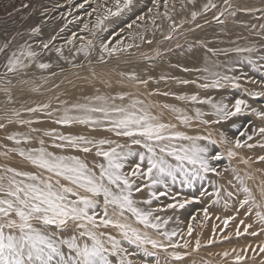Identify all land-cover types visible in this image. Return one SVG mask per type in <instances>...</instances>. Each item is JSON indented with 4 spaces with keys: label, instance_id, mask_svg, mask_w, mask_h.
Returning <instances> with one entry per match:
<instances>
[{
    "label": "bare ground",
    "instance_id": "6f19581e",
    "mask_svg": "<svg viewBox=\"0 0 264 264\" xmlns=\"http://www.w3.org/2000/svg\"><path fill=\"white\" fill-rule=\"evenodd\" d=\"M175 3L180 13V17L178 15L176 18L184 29L167 37L173 30L166 21L156 28L150 24L140 27L136 23L126 31V41L122 45L107 43L104 32L108 19L104 13L99 14L93 31L99 30L100 36L90 38V45L80 46L78 52L72 55L71 65L79 63L77 59L81 54L88 56L79 67L61 69L66 67L60 60L62 46L42 47L40 54L32 49L34 47L26 49L27 53L36 54L30 56L22 65V68L30 65L31 70L20 71L15 78L0 80V125H3L0 127V176L5 178V184L14 175V172L9 170L31 173L40 171L26 157L20 155L21 150L27 153L40 148V140L44 141L43 147L57 155L79 156L89 165L105 163L102 157L95 155L96 148H93L91 153H83L75 148L55 147V144L65 143L55 139L57 135H83L96 140L110 139L128 146L134 154L124 161L126 172L139 161L140 152L147 155L146 149L141 145L131 143L132 138L117 136L104 127L55 122L63 116L65 110H70V115H83V112L74 109L75 105H85L89 108L115 105L131 109L135 104L136 110L143 108L159 122L175 126L168 131L201 137L202 139L196 143L209 149L207 138L211 131L206 123L221 118L216 114L217 108L213 105L222 107L228 99L223 91H217L221 87L212 89V86L205 88L201 85L213 84L221 72L225 71L226 66L240 61L250 63L249 61L252 62L255 56L262 53L257 43L264 37V0H228V3H225V0H177ZM127 4L130 9L137 6L136 0H131V3ZM213 4L215 7H212ZM258 13L261 17L255 18ZM214 18L221 23L217 25L208 23L209 19ZM212 37L219 38L220 44H209L208 39ZM113 49L115 51H112ZM225 51L229 52L226 55L219 54ZM40 64H47L49 67L40 68ZM79 74L80 76H77ZM184 81L187 83H183ZM194 95L197 101L191 99ZM243 100L246 103L252 101L247 97ZM29 109L37 111L32 112ZM92 115L96 117L102 114ZM17 140L20 143H17ZM172 143L181 147L192 142L175 140ZM168 159L172 160L171 157ZM236 179V189L230 182L226 183L224 178L203 172L201 177L193 178L191 186L181 183L180 177L175 183L166 178L167 187L164 184L153 187L147 177L142 181L137 179L136 183L140 185L142 191L133 192V199L137 201L138 207L150 211L152 221L159 223L161 227L159 229L145 227L128 212H125V219L142 234L147 233L164 247L153 248L151 244L137 247L123 240L120 231L111 226L107 228L101 226L99 231L122 240L123 247L129 253L125 259L131 260L132 264H214L211 261L219 264H264V251L261 250L264 249V221L255 224L252 220H244L243 212L239 213L236 209L237 204L247 199L248 204L253 206L252 209L264 215V197L260 198L262 195L259 196L257 186L250 187L247 184L246 176L242 173L236 174ZM206 185L212 190L211 193L203 192L202 188ZM241 186L249 189V192H245ZM186 187L194 189V192L187 191ZM230 189H233L235 196L229 195ZM161 191L179 198L176 200L178 204L160 201ZM152 192L157 193L156 197L151 195ZM260 192L264 195V189ZM187 193L197 195L202 201L200 207L203 208L205 215L207 214V217L205 215L201 217L204 220L200 231L202 233L196 234L194 231L191 238L188 236L189 229L185 222L189 214L180 207V203L188 199V196H185ZM100 199L102 203V198ZM147 200H151V203H145ZM226 201H230L232 210L225 208ZM97 211L100 212L102 209L98 207ZM233 214L235 220L228 228H224ZM157 217L159 219H156ZM222 228L224 229L220 230ZM173 232L175 235L171 240L164 235ZM231 233L241 234L228 237ZM249 242H252V247H248ZM231 244H236L237 247L212 248ZM253 247L260 251L255 257L250 254ZM145 248L152 254H146ZM200 250L203 252H199ZM190 251L192 254H185ZM177 256L180 259H177ZM245 258V262H242ZM110 259L113 264H118L120 257Z\"/></svg>",
    "mask_w": 264,
    "mask_h": 264
},
{
    "label": "snow or ice",
    "instance_id": "6c2138e0",
    "mask_svg": "<svg viewBox=\"0 0 264 264\" xmlns=\"http://www.w3.org/2000/svg\"><path fill=\"white\" fill-rule=\"evenodd\" d=\"M127 3H131V0H126ZM225 3H228V0H225ZM212 7L215 5L213 4ZM7 47L8 45L5 44L0 47V51H4ZM237 51H251V49H237ZM24 55L23 52L19 56L16 52L12 53L7 63L10 72L16 71L21 65L20 57ZM27 55L36 54L28 52ZM39 67L47 68L49 65L40 64ZM201 86L209 87L208 84ZM211 86L222 85L219 80H215ZM191 99L197 101L195 95ZM242 106H246V101L243 99L235 101L234 110L228 109L227 105L222 107L213 105L217 108L216 114L224 119L239 114ZM73 107L84 114L74 116L69 114L70 110H65L63 116L55 122L65 125L79 123L104 127L117 136L132 138L131 143L141 145L146 149L147 155L140 152L139 161L126 172L124 161L134 153L128 149V146L110 139L96 140L83 135L55 137L65 142L55 144L57 148H75L83 153H91L92 149L96 148L95 155L102 157L105 163L92 165L79 156L57 155L48 151L43 147V140H40L41 147L38 149L27 153L21 150L20 155L26 157L40 171L31 173L9 170L13 171L14 175L6 184L5 178L0 176V264H113L110 257L117 256L120 257L118 264H132L131 260L125 259L129 253L123 247L122 240L100 232L99 229L101 226L114 227L120 231L123 240L137 247L147 244H151L153 248L164 247L159 241L150 238L147 233L142 234L125 219V212H128L145 227L153 229L161 227L159 223L152 221V213L138 207L137 201L133 199V192L142 191L136 180L142 181L147 177L151 186L164 184L167 187L166 178H170L175 183L180 177L181 183L191 186L193 178L201 177L202 172L216 171L211 166L210 160L222 158L220 155L209 157L208 148L196 143L202 139L201 137L170 132L168 130L174 128V125L159 122L143 108L136 110L135 104L131 109L115 105ZM29 111L35 112L37 109H29ZM93 113L102 115L94 117ZM22 123H31V121H22ZM260 132L264 134V128H261ZM248 139L251 140L252 137L248 136ZM175 140L192 143L177 147L172 143ZM16 142L20 143L19 140ZM105 145L108 147L105 148ZM241 146V141L237 140L236 147ZM229 155L233 153L230 152ZM169 157L172 158L171 161ZM259 159L264 161V156H260ZM17 177L25 179H17ZM244 191L249 192V189L244 188ZM151 195L156 197L157 193L152 192ZM145 203L150 204L151 200ZM243 203L247 204L248 200L245 199ZM98 207L102 211L98 212ZM180 207H183V204ZM257 215L264 221V215L260 213ZM164 235L171 240L175 233H164ZM145 252L152 254L148 253L146 248ZM176 258L180 259L179 256ZM239 259L238 256L237 260Z\"/></svg>",
    "mask_w": 264,
    "mask_h": 264
},
{
    "label": "rangeland",
    "instance_id": "374dc122",
    "mask_svg": "<svg viewBox=\"0 0 264 264\" xmlns=\"http://www.w3.org/2000/svg\"><path fill=\"white\" fill-rule=\"evenodd\" d=\"M175 1L177 0H136V8L130 9L126 0H0V47L5 44L8 45L4 51H0V80L15 78L20 71L29 72L31 70L30 65L22 68L25 60L30 57L27 55V50L31 47H34L32 49L40 54L41 48L45 45L47 47L62 46L63 51L60 60L62 64H66V67L61 69L81 66L88 56L81 54L77 59L79 63L71 65L72 55L80 46L90 45V38L100 36L99 30L93 31V25L98 15L102 13L108 19L104 32L108 44L122 45L126 41V31L136 23L140 27L150 24L156 28L163 21H166L173 30L167 36L171 37L175 34L174 32L184 29L176 18L178 15L180 17V13L177 11L179 8H176ZM260 17L259 13L255 15V18ZM208 21V23L215 25L220 22L215 18ZM208 41L212 45H218L221 42L217 37L209 38ZM257 46L262 49V53L255 56L251 63H241L240 61L234 65L226 66L225 71L217 77L222 85L217 91H223L226 95L228 102L226 101L224 105H227L228 109L234 110L233 106L238 98L247 97L252 101L246 103V106H242L241 112L235 116H230L227 119L216 118L206 123L211 131L207 138L209 145L207 155L209 157L214 155L222 157L220 160H210L211 166L216 171L207 173L224 178L226 183L233 184L234 189L237 188L235 185L236 174L242 173L246 176L247 184L250 187H258L259 196L262 195L260 196L262 198L264 195L260 191L264 189V161H261L259 157L264 156V134L260 132V129L264 128V37L260 39ZM13 52H16L18 56L21 52L25 55L20 57L21 65L18 66L19 68L17 67L16 71L10 72L7 63ZM228 52H220L219 54L226 55ZM224 77L227 79H223ZM248 136H251L252 139L249 140ZM237 140L241 141V147H236ZM230 152L233 155L230 156ZM208 188V185L203 187V192L211 193L212 190ZM240 188L246 187L241 186ZM186 190L191 193L194 192V189L189 187H186ZM228 192L231 193L230 196H235L233 189L228 190ZM161 193H167V195H161ZM185 196H188V199L182 202L183 207L181 209L186 210L189 214L185 222L189 229L188 236L191 238L194 231L196 234L202 233L200 231L204 220L201 217L205 213L200 207L202 201L195 193H187ZM159 197H162L160 198L162 202L178 204L176 200L179 198L166 191H161ZM243 202L244 200L236 205L237 211L243 212L244 220H252L255 224H260L261 219L257 215V211L252 209L253 206ZM224 205H226L227 210H232L230 201H226ZM205 216L207 217V214ZM231 217L232 219L225 223L224 228H228L235 220V214ZM258 229L260 230V228ZM246 232L243 231V233ZM239 234L231 233L228 237H236ZM251 243H248V247H252ZM235 246L236 244H231L213 246L212 248L221 249ZM199 252L203 251L200 250ZM259 252L256 247L250 250L252 257L257 256ZM185 254H192V251ZM245 260L246 258L242 259V262ZM211 263L219 264L216 261H211Z\"/></svg>",
    "mask_w": 264,
    "mask_h": 264
}]
</instances>
